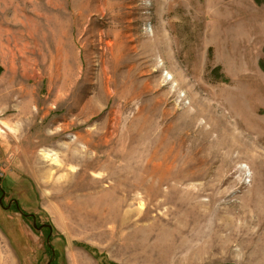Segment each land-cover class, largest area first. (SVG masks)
I'll return each mask as SVG.
<instances>
[{
  "label": "rangeland",
  "instance_id": "rangeland-1",
  "mask_svg": "<svg viewBox=\"0 0 264 264\" xmlns=\"http://www.w3.org/2000/svg\"><path fill=\"white\" fill-rule=\"evenodd\" d=\"M1 199L0 264H264V3L0 0Z\"/></svg>",
  "mask_w": 264,
  "mask_h": 264
},
{
  "label": "trees",
  "instance_id": "trees-1",
  "mask_svg": "<svg viewBox=\"0 0 264 264\" xmlns=\"http://www.w3.org/2000/svg\"><path fill=\"white\" fill-rule=\"evenodd\" d=\"M256 2L259 3V4H263V3H264V0H256ZM49 243H50V242H49ZM49 247H50V248H49L50 250L54 249V248L51 247V246H49ZM54 251H55V249H54ZM51 252H52V251H51ZM96 258H97V257H96ZM97 260H98V259H97ZM101 260H102V258H101ZM99 262H100V261H99ZM102 262H103L104 264L107 263V262H104L103 260H102L100 263L103 264ZM109 264H113V263L110 262Z\"/></svg>",
  "mask_w": 264,
  "mask_h": 264
},
{
  "label": "water",
  "instance_id": "water-1",
  "mask_svg": "<svg viewBox=\"0 0 264 264\" xmlns=\"http://www.w3.org/2000/svg\"><path fill=\"white\" fill-rule=\"evenodd\" d=\"M2 199L0 200V203L2 204ZM17 203V202H16ZM17 207H19V205H18V203H17ZM33 218H35L34 216H32ZM35 228H38L37 227V224H36V221H35ZM50 229H51V235H52V227H50ZM38 230H41V228H38ZM49 240H50V237H49V239H48V243H49ZM54 253V252H53Z\"/></svg>",
  "mask_w": 264,
  "mask_h": 264
},
{
  "label": "bare ground",
  "instance_id": "bare-ground-1",
  "mask_svg": "<svg viewBox=\"0 0 264 264\" xmlns=\"http://www.w3.org/2000/svg\"><path fill=\"white\" fill-rule=\"evenodd\" d=\"M28 106H29V105H28ZM26 109H28V108H26ZM26 109H25V110H26ZM26 111H27V110H26ZM23 112H24V111H23ZM23 118H24V117H23ZM21 119H22V117H21ZM80 137H81V136H80ZM79 142H80V139L78 138L77 141H76L75 143H73V145L77 146V144H78Z\"/></svg>",
  "mask_w": 264,
  "mask_h": 264
},
{
  "label": "flooded vegetation",
  "instance_id": "flooded-vegetation-1",
  "mask_svg": "<svg viewBox=\"0 0 264 264\" xmlns=\"http://www.w3.org/2000/svg\"><path fill=\"white\" fill-rule=\"evenodd\" d=\"M3 194H4L3 197H5V193H3ZM16 202H17V201L14 200V202H12V204H16ZM16 206H17V204H16ZM32 218H33V217H32ZM46 226H47V225H45L44 228H46ZM47 228H48V227H47Z\"/></svg>",
  "mask_w": 264,
  "mask_h": 264
},
{
  "label": "crops",
  "instance_id": "crops-1",
  "mask_svg": "<svg viewBox=\"0 0 264 264\" xmlns=\"http://www.w3.org/2000/svg\"><path fill=\"white\" fill-rule=\"evenodd\" d=\"M21 262V261H20ZM20 262H19V264H20Z\"/></svg>",
  "mask_w": 264,
  "mask_h": 264
}]
</instances>
